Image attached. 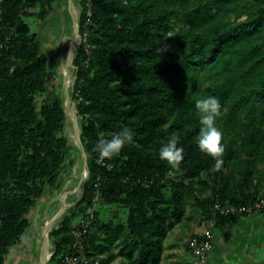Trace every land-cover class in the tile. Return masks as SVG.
Here are the masks:
<instances>
[{"label": "trees", "instance_id": "obj_1", "mask_svg": "<svg viewBox=\"0 0 264 264\" xmlns=\"http://www.w3.org/2000/svg\"><path fill=\"white\" fill-rule=\"evenodd\" d=\"M53 2H0V264L22 242L46 186L57 187L64 169L75 164L68 160L63 99L49 90V57L27 20L44 19ZM81 6L70 97L89 175L71 212L51 231L55 252L47 264H65L72 231L90 209L100 220L117 204L128 208L127 222L100 223L103 233L88 234L87 253H107L99 260L109 264L118 240L119 264H167L168 231L190 206L215 218L216 228L240 215L215 214L214 198L241 203L264 195V0H81ZM168 33L173 38L165 48ZM208 96L220 103L216 124L225 151L219 171L195 139V102ZM125 127L133 142L118 156L100 159L99 133L111 138ZM173 133L184 159L169 177L158 150Z\"/></svg>", "mask_w": 264, "mask_h": 264}, {"label": "rangeland", "instance_id": "obj_2", "mask_svg": "<svg viewBox=\"0 0 264 264\" xmlns=\"http://www.w3.org/2000/svg\"><path fill=\"white\" fill-rule=\"evenodd\" d=\"M35 11L36 9L30 10L31 13H35ZM81 11V0H54L52 10L44 19H38L35 22L32 18H27L31 22L32 30L39 34L44 52L49 57V65L53 73L49 90L63 99L65 109H67L66 95H71V87L76 81L74 59L80 47H76L75 40L82 41V37L80 38L77 33V28H80ZM44 98V95L37 98L36 104L38 107L44 102ZM77 114L75 101L70 97L68 120L66 121V131L69 133L71 147L68 160L75 158V164H69L64 169L57 187L46 186L43 196L31 208L28 215L32 219V225L27 228L23 241L8 255L6 264H40L41 251L45 241L44 228L46 222L59 212L62 195H67L66 205L68 207L56 221L54 228L58 227L65 214L71 212L75 202L81 195V189L78 188V185L86 173V166L81 151L75 148L77 146L76 137L79 132L81 133V124L78 121ZM128 211L127 207L120 204L109 205L101 215L100 220L94 219L92 230L103 233L99 227L100 223L108 221L110 218L114 219L115 225L126 223ZM204 219V215L199 208L192 205L187 210L186 218L169 229L166 237L167 245L163 255L165 263L188 262L199 264L188 247V241L204 225ZM52 239L50 232L48 242L51 253L55 252ZM117 243L118 240H115L110 248V253H116L117 257L109 264H119L122 260V254L119 252ZM97 247H99L98 244ZM107 255V253L100 254L98 250L94 253V256L98 259ZM210 263L220 264L211 258Z\"/></svg>", "mask_w": 264, "mask_h": 264}, {"label": "clouds", "instance_id": "obj_3", "mask_svg": "<svg viewBox=\"0 0 264 264\" xmlns=\"http://www.w3.org/2000/svg\"><path fill=\"white\" fill-rule=\"evenodd\" d=\"M173 38L171 33L164 37L165 48L167 41ZM195 107L199 115V133L196 142L199 150L214 160L213 171L221 170L225 151L223 144V131L217 127V118L221 115L220 103L216 97L208 96L197 99ZM97 127H99L97 125ZM133 132L125 127L122 131L112 134L111 138H105L103 132L99 133L96 150L100 159H111L118 156L126 144L133 142ZM179 136L173 133L163 142L158 150L159 159L170 166L166 174L175 177L180 172V164L184 159V148L178 147Z\"/></svg>", "mask_w": 264, "mask_h": 264}, {"label": "built area", "instance_id": "obj_4", "mask_svg": "<svg viewBox=\"0 0 264 264\" xmlns=\"http://www.w3.org/2000/svg\"><path fill=\"white\" fill-rule=\"evenodd\" d=\"M2 0H0L1 2ZM75 84V83H74ZM76 95H79L77 93ZM76 103V100H74ZM76 105V104H75ZM78 112V110H77ZM149 185V181L142 182ZM98 197L95 198V201ZM211 209L215 214L223 216L251 215L264 211V195L255 200L241 203L223 201L220 197L213 199ZM94 211L90 209L72 231V247L64 258L65 264H101L100 260L86 251L85 243L92 231ZM215 218L204 219V225L196 231L188 241V247L199 264H211L210 258L215 239Z\"/></svg>", "mask_w": 264, "mask_h": 264}, {"label": "crops", "instance_id": "obj_5", "mask_svg": "<svg viewBox=\"0 0 264 264\" xmlns=\"http://www.w3.org/2000/svg\"><path fill=\"white\" fill-rule=\"evenodd\" d=\"M211 259L220 264H264V211L216 227Z\"/></svg>", "mask_w": 264, "mask_h": 264}, {"label": "water", "instance_id": "obj_6", "mask_svg": "<svg viewBox=\"0 0 264 264\" xmlns=\"http://www.w3.org/2000/svg\"><path fill=\"white\" fill-rule=\"evenodd\" d=\"M77 33L79 35V37L81 38V35L79 33V29L77 28ZM82 41H79L78 44L76 45V47H80ZM66 102H67V109L66 110V113H67V116H68V111H69V103H70V96L67 94L66 95ZM77 121V120H76ZM76 145L80 148V151H81V154H82V157H83V161L85 163V166H86V173L85 175L81 178L80 182H79V185H78V188L81 187L82 183L84 182V180L88 177L89 175V170H88V167H87V153H86V150L83 146V143H82V138H81V133L79 132L77 137H76ZM65 208H60L59 212L54 216L53 220H52V224L50 226V229L47 231V234L45 236V241L47 242L49 240V236H50V232L52 231V229L54 228V225L56 223V221H58V219L63 215V213L65 212ZM54 252L51 253L48 257H46L41 264H46L50 259L51 257L53 256Z\"/></svg>", "mask_w": 264, "mask_h": 264}, {"label": "bare ground", "instance_id": "obj_7", "mask_svg": "<svg viewBox=\"0 0 264 264\" xmlns=\"http://www.w3.org/2000/svg\"><path fill=\"white\" fill-rule=\"evenodd\" d=\"M75 44L77 45L78 44V41L75 40ZM65 72L67 74V69L65 67ZM66 197L67 195L66 194H63L62 195V198H61V206L60 208H67L68 206L66 205ZM54 217H52L49 221L46 222V225H45V228H44V235L46 236L47 234V231L50 229V226L52 224V220H53ZM51 254V250L49 248V242L47 241H44L43 243V247H42V251H41V259H40V264L42 263V261L48 257L49 255Z\"/></svg>", "mask_w": 264, "mask_h": 264}]
</instances>
